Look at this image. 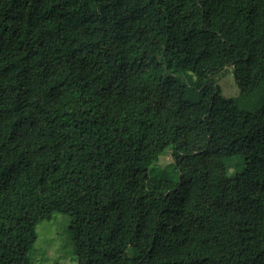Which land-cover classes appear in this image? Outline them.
<instances>
[{
  "label": "trees",
  "instance_id": "1",
  "mask_svg": "<svg viewBox=\"0 0 264 264\" xmlns=\"http://www.w3.org/2000/svg\"><path fill=\"white\" fill-rule=\"evenodd\" d=\"M59 214L78 264H264V0H0V264Z\"/></svg>",
  "mask_w": 264,
  "mask_h": 264
},
{
  "label": "rangeland",
  "instance_id": "2",
  "mask_svg": "<svg viewBox=\"0 0 264 264\" xmlns=\"http://www.w3.org/2000/svg\"><path fill=\"white\" fill-rule=\"evenodd\" d=\"M213 78L221 89L214 110L219 117L223 118L225 109L239 96L240 90L236 84L232 66L226 67ZM158 167L169 171L174 170L175 164L170 151L163 156ZM69 224V218L59 214L52 221L38 225L36 229L38 240L31 264H78Z\"/></svg>",
  "mask_w": 264,
  "mask_h": 264
}]
</instances>
